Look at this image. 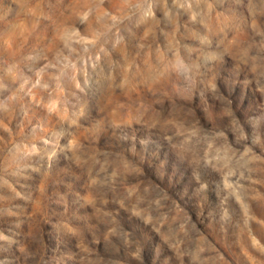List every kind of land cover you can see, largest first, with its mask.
Here are the masks:
<instances>
[{
	"label": "rangeland",
	"instance_id": "374dc122",
	"mask_svg": "<svg viewBox=\"0 0 264 264\" xmlns=\"http://www.w3.org/2000/svg\"><path fill=\"white\" fill-rule=\"evenodd\" d=\"M0 264H264V0H0Z\"/></svg>",
	"mask_w": 264,
	"mask_h": 264
}]
</instances>
